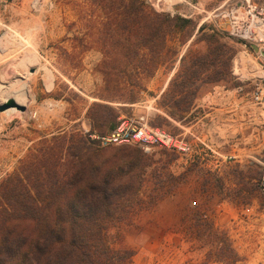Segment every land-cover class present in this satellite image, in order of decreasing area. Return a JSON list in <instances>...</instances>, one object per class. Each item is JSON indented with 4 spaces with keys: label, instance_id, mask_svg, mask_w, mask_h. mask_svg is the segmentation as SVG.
Listing matches in <instances>:
<instances>
[{
    "label": "rangeland",
    "instance_id": "obj_1",
    "mask_svg": "<svg viewBox=\"0 0 264 264\" xmlns=\"http://www.w3.org/2000/svg\"><path fill=\"white\" fill-rule=\"evenodd\" d=\"M145 1L159 13L193 23L181 37L169 38L155 75L141 80L147 92L129 104L120 96L135 80V63L108 19L130 0H0V109L10 100L24 106L0 111V182L43 139L89 132L91 108L106 104L120 113L118 126L144 118L193 147L189 155L168 151L174 161L160 172L171 195L124 228V243L135 253L129 264H264V102L252 98L264 87V50L232 38L226 18L248 0ZM213 32L234 46L235 54L230 77L203 87L200 97L224 88L240 99L225 137L202 126L209 108L194 110L187 125L157 120L163 115L157 103L181 59L189 51L207 53L203 35ZM105 71L112 76L111 99ZM119 86L124 91L118 94ZM123 147L140 148L106 146ZM162 150L143 151L158 160ZM159 167L145 173L150 186Z\"/></svg>",
    "mask_w": 264,
    "mask_h": 264
},
{
    "label": "trees",
    "instance_id": "obj_2",
    "mask_svg": "<svg viewBox=\"0 0 264 264\" xmlns=\"http://www.w3.org/2000/svg\"><path fill=\"white\" fill-rule=\"evenodd\" d=\"M108 22L114 36L126 40L130 53L125 55L131 65L135 63L130 90L122 94L119 86L116 93L134 104L147 92L142 78H152L161 66L169 38L181 37L193 22L159 13L145 0H130L112 13ZM206 28L201 26L199 34ZM203 40L207 53L187 52L157 103L163 114L157 115V120L162 124H189L202 88L230 77L234 46L223 43L216 32L204 34ZM104 77L105 91L110 93L106 99H111L115 93L111 73L105 71ZM89 118V132L43 139L15 172L0 182V264L131 262L135 253L124 243V228L171 195L173 188L163 184L160 171L174 158L166 150L156 160L141 148L103 146L101 139L94 137L114 131L121 118L112 106L95 104ZM119 152L125 153L118 157ZM154 164L160 167L150 186L145 173Z\"/></svg>",
    "mask_w": 264,
    "mask_h": 264
},
{
    "label": "built area",
    "instance_id": "obj_3",
    "mask_svg": "<svg viewBox=\"0 0 264 264\" xmlns=\"http://www.w3.org/2000/svg\"><path fill=\"white\" fill-rule=\"evenodd\" d=\"M226 18L232 38L264 50L263 7L248 0L238 9L232 10ZM252 98L256 103L262 104L264 102V87L257 89ZM94 138L101 139L103 146L137 145L146 152L158 147L184 155L193 152V147L184 139L163 129L150 127L144 118L136 125L124 123L106 136Z\"/></svg>",
    "mask_w": 264,
    "mask_h": 264
},
{
    "label": "crops",
    "instance_id": "obj_4",
    "mask_svg": "<svg viewBox=\"0 0 264 264\" xmlns=\"http://www.w3.org/2000/svg\"><path fill=\"white\" fill-rule=\"evenodd\" d=\"M259 6L264 8V2L259 4ZM239 101L240 99H238L234 93L227 92L224 88H219L209 95L199 97L196 101L194 110L197 111L201 108H209L208 111H205L203 117V119L207 121L202 124V126L206 125L216 132L221 131L220 133L223 132V136L225 137L227 127L232 125L231 120L236 115L237 109L235 108H237ZM198 125L199 123H197V126Z\"/></svg>",
    "mask_w": 264,
    "mask_h": 264
},
{
    "label": "water",
    "instance_id": "obj_5",
    "mask_svg": "<svg viewBox=\"0 0 264 264\" xmlns=\"http://www.w3.org/2000/svg\"><path fill=\"white\" fill-rule=\"evenodd\" d=\"M227 29L229 30V27H227ZM253 48H254V50L256 51V52H258L259 50H258V48L256 47V46H253ZM10 108H17V109H19V110H24V106H21V105H19V104H17L15 101H13V100H10L7 104H5L1 109H0V111L2 112V111H5V110H7V109H10ZM263 186H264V183H263Z\"/></svg>",
    "mask_w": 264,
    "mask_h": 264
},
{
    "label": "bare ground",
    "instance_id": "obj_6",
    "mask_svg": "<svg viewBox=\"0 0 264 264\" xmlns=\"http://www.w3.org/2000/svg\"><path fill=\"white\" fill-rule=\"evenodd\" d=\"M14 112H15V110H13V109L10 110V111H8L9 114H12V113H14Z\"/></svg>",
    "mask_w": 264,
    "mask_h": 264
}]
</instances>
